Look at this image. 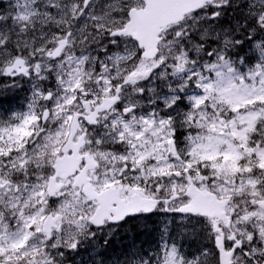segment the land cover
Listing matches in <instances>:
<instances>
[{
    "label": "snow or ice",
    "instance_id": "snow-or-ice-1",
    "mask_svg": "<svg viewBox=\"0 0 264 264\" xmlns=\"http://www.w3.org/2000/svg\"><path fill=\"white\" fill-rule=\"evenodd\" d=\"M0 264H264V0H0Z\"/></svg>",
    "mask_w": 264,
    "mask_h": 264
}]
</instances>
